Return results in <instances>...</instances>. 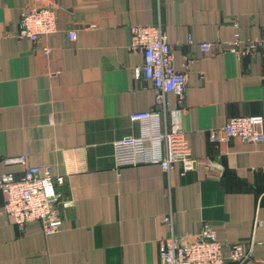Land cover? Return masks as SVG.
Returning a JSON list of instances; mask_svg holds the SVG:
<instances>
[{
  "label": "crops",
  "instance_id": "obj_1",
  "mask_svg": "<svg viewBox=\"0 0 264 264\" xmlns=\"http://www.w3.org/2000/svg\"><path fill=\"white\" fill-rule=\"evenodd\" d=\"M43 6L56 9L57 31L19 39L22 12ZM157 23L175 68L187 66L183 98L166 96V118L186 131L194 159L184 174L180 164L116 168L112 157L115 140L140 133L130 114L156 94L135 77L143 58L128 48L129 27ZM263 25L264 0H0V176H20L5 159L24 154L64 177L62 224L50 235L38 222L19 229L0 191V264H157L162 238L190 240L205 224L224 254L240 244L251 250L241 264H264V143L209 138L241 115L264 131V57L239 59L227 45L259 38Z\"/></svg>",
  "mask_w": 264,
  "mask_h": 264
},
{
  "label": "built area",
  "instance_id": "obj_2",
  "mask_svg": "<svg viewBox=\"0 0 264 264\" xmlns=\"http://www.w3.org/2000/svg\"><path fill=\"white\" fill-rule=\"evenodd\" d=\"M58 16L52 7L27 8L19 18L17 37L33 42L56 32ZM128 48L142 55L143 62L135 67L137 79L142 78L156 90L154 104L149 110L132 112L130 119L140 127L138 136H126L113 142L112 157L116 168L139 165H158L169 172L174 164L182 166V174L194 167L186 131L177 120H167L168 93L181 100L187 85V66L175 68L172 48L166 40L161 23L155 25L133 24L129 27ZM67 37L77 38L74 30L67 31ZM192 40L190 39L189 42ZM228 50L242 58L259 53L264 57V25L259 38L243 41L237 34L227 42ZM205 50L211 47L209 42H200ZM46 53L49 48H43ZM259 118L250 115L234 116L227 122L210 131V140L215 143H227L231 138L248 143H264V131L257 129ZM7 164L23 166L20 176L8 171L0 176V191L4 196L3 212L19 228L24 229L31 222H38L45 235L60 230L62 218L57 212L59 194L55 184H62L64 177L56 175L50 166L29 164L27 157H8ZM164 223H171L165 216ZM190 240L170 233L159 241L157 264H226L233 261L241 264L250 256L251 250H245L240 244H230L228 254L223 253L225 243L219 239L216 228L209 224Z\"/></svg>",
  "mask_w": 264,
  "mask_h": 264
},
{
  "label": "trees",
  "instance_id": "obj_3",
  "mask_svg": "<svg viewBox=\"0 0 264 264\" xmlns=\"http://www.w3.org/2000/svg\"><path fill=\"white\" fill-rule=\"evenodd\" d=\"M232 264H236L235 262H233Z\"/></svg>",
  "mask_w": 264,
  "mask_h": 264
}]
</instances>
